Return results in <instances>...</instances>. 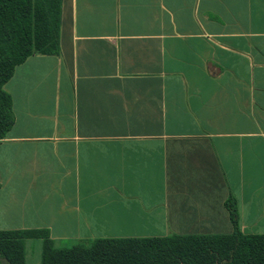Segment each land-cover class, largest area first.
Listing matches in <instances>:
<instances>
[{"label":"crops","instance_id":"1","mask_svg":"<svg viewBox=\"0 0 264 264\" xmlns=\"http://www.w3.org/2000/svg\"><path fill=\"white\" fill-rule=\"evenodd\" d=\"M5 90L0 232L264 235V0H63L59 55Z\"/></svg>","mask_w":264,"mask_h":264},{"label":"trees","instance_id":"2","mask_svg":"<svg viewBox=\"0 0 264 264\" xmlns=\"http://www.w3.org/2000/svg\"><path fill=\"white\" fill-rule=\"evenodd\" d=\"M63 0H0V142L15 124L5 90L35 55H59ZM237 227V209L227 203ZM43 240L41 264H264V235L97 239L56 248L47 231L0 232V264H27L26 241Z\"/></svg>","mask_w":264,"mask_h":264},{"label":"rangeland","instance_id":"3","mask_svg":"<svg viewBox=\"0 0 264 264\" xmlns=\"http://www.w3.org/2000/svg\"><path fill=\"white\" fill-rule=\"evenodd\" d=\"M28 264H39V263H37V261H35V262H28Z\"/></svg>","mask_w":264,"mask_h":264}]
</instances>
